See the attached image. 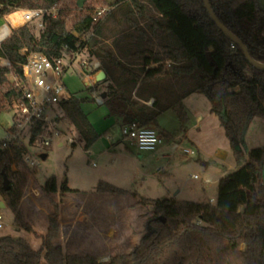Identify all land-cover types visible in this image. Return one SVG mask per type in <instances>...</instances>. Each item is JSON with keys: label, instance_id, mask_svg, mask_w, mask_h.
I'll return each instance as SVG.
<instances>
[{"label": "trees", "instance_id": "16d2710c", "mask_svg": "<svg viewBox=\"0 0 264 264\" xmlns=\"http://www.w3.org/2000/svg\"><path fill=\"white\" fill-rule=\"evenodd\" d=\"M70 2L0 0V19L12 13L9 17L16 26L21 23L16 10L59 8L56 18H44L41 29L35 22L11 27L1 42L0 55L10 67L0 65V112L22 100L21 68L27 56L36 52L61 56L65 45L75 48L78 38L72 32L76 31L86 36V54L100 62L106 75L87 89L104 87L103 102L120 126L154 125L163 139L170 140L175 133L160 127L159 115L172 110L183 131L187 115L182 100L200 93L217 116L235 160L240 162L243 151L247 158L218 180L214 203L141 197L142 204L151 205L143 235L130 250L109 255L106 261L88 253H64L55 242L59 205L52 195L64 196L70 189L66 179L58 186L52 175L41 186L53 210L40 246L34 249L23 237L1 235L0 264H264V144L247 148L245 143L253 118L264 119V69L248 63L239 46L212 21L202 0H115L111 4L101 0L109 9L96 23L93 6L72 7ZM209 3L250 56L264 63V8L258 0ZM86 99L72 94L57 105L62 113L59 119L73 127L85 149L99 136L81 109ZM39 130V125L32 127L27 143L0 144V197L13 222L31 232L19 204L34 170L24 156ZM97 190L122 192L105 181H99Z\"/></svg>", "mask_w": 264, "mask_h": 264}, {"label": "rangeland", "instance_id": "374dc122", "mask_svg": "<svg viewBox=\"0 0 264 264\" xmlns=\"http://www.w3.org/2000/svg\"><path fill=\"white\" fill-rule=\"evenodd\" d=\"M100 1L86 0L85 3L95 9L104 6ZM114 1L105 0L107 4ZM69 6L75 7L76 0H71ZM105 7L109 9L108 6ZM4 21L10 24L5 18ZM67 61L68 57L65 56L64 63ZM62 82L76 97L87 98L80 106L99 136L85 149L73 127L67 121L59 119L62 114L60 108L54 107L52 111L46 113L47 118L54 114L58 115L57 128L62 133L47 146L42 144L45 133L38 135L31 144L27 145L30 159L34 162V170L29 174L19 206L33 232L16 225L12 213L4 206L0 207L4 222L3 227L0 228V236L8 234L13 237H23L34 249L40 246V235L45 233L48 215L53 210L41 186L53 175L58 186L66 179L70 189L64 196H60L58 192L52 195V199L59 205V235L55 242L60 244L64 253H88L96 256L99 261H106L109 255L130 250L143 235V221L149 215L151 205L142 204L141 197L164 198L167 196L165 187L172 186L174 181L179 185L184 182L187 186H199L203 172L213 175L222 169V166L214 165L209 154L215 144L226 141L224 130L217 116L210 113L208 119L210 129L205 133L191 131L189 135L193 141L197 138L201 153H198L188 139L176 138L173 141L163 139V145L170 143L168 145L170 147L172 142H177L179 148L174 151L173 158H161L156 151L162 145H159L155 151H139L123 140L121 126L114 116L109 115L107 105L103 101L102 103L96 101V97L104 92V87L99 84L93 92L87 89L98 81L87 79L85 84V78L79 67L71 65L64 72ZM194 100L196 101L193 103ZM185 105L187 121H191L195 112H206L210 104L203 94L198 93L188 98ZM13 115V110L0 112V141L6 136L5 129L12 125ZM158 122L169 130L179 127V121L171 110L163 112L158 117ZM149 127L155 129L154 125ZM69 137L75 142L74 146L67 140ZM57 140L62 141L63 144L58 145ZM24 141L27 143L26 137ZM110 141L114 143L112 146L109 145ZM245 143L247 148L264 144L263 118H253L246 132ZM191 150L193 153H190ZM41 153L46 154L44 159ZM245 155L246 152L243 151L238 164L243 163ZM156 157L160 158L159 162L156 161ZM112 158L115 159L113 163H111ZM202 160L207 161L206 164H203ZM165 162L169 163V169L165 168V170L172 171L175 177L167 175L166 172H159L158 168L166 164ZM234 164L235 162L233 166ZM206 165L209 166L206 168ZM234 168L227 172L233 171ZM192 174H196L198 178H193ZM99 181L112 184L122 192H100L97 190ZM216 187L217 182L212 188H205V195L208 198L213 196ZM193 198L195 197H190L189 200H196Z\"/></svg>", "mask_w": 264, "mask_h": 264}, {"label": "built area", "instance_id": "2783aa9c", "mask_svg": "<svg viewBox=\"0 0 264 264\" xmlns=\"http://www.w3.org/2000/svg\"><path fill=\"white\" fill-rule=\"evenodd\" d=\"M58 9V7L46 9L32 8L16 10L14 12L19 11L21 13V23L19 25L35 22L37 29H41L44 18H56L58 16ZM106 10L105 6L95 8L92 22L96 23ZM10 14L4 17L10 21V24L5 22L4 18L0 19V44L10 34L11 27L19 26L13 24L9 17ZM72 33L78 38L75 48L65 45L62 55L59 57H49L41 52L31 53L22 64L21 77L25 86L21 97L22 100L14 102L9 106V110L14 111V121L10 127L5 129L6 136L0 143L2 147L16 143H25V137L26 140L29 139L32 127L36 125H39L40 128L38 135L45 133V136L42 138L44 146L49 145L51 140L57 139L60 136L62 132L57 128L58 121H56L58 115L54 114L47 118L46 113L57 107L61 100L68 99L72 95L62 82V76L69 66L77 65L86 80H95L96 74L100 71V62L93 56L86 54L84 46L86 36L82 37L76 31ZM91 33L92 30L89 31V34ZM65 56L68 57L67 63H64ZM0 65L10 67V62L4 57H0ZM12 81L15 85H18L14 77H12ZM96 101L97 103H102V97L97 96ZM120 128L123 140L129 142L130 145L139 151H154L163 142L161 135L151 127H137L132 123L123 125ZM67 140L70 143L74 142L70 137ZM57 142L63 143L60 140H57ZM190 153H193V151L191 150ZM24 160L30 167L34 166L28 149ZM192 177L197 178V175H192ZM208 182L205 179V183ZM3 225V217L0 214V228Z\"/></svg>", "mask_w": 264, "mask_h": 264}, {"label": "crops", "instance_id": "0c3cea01", "mask_svg": "<svg viewBox=\"0 0 264 264\" xmlns=\"http://www.w3.org/2000/svg\"><path fill=\"white\" fill-rule=\"evenodd\" d=\"M86 81L87 80L85 79V84H86ZM196 94H198V93H193V94H190V95L186 96L182 100L183 107L186 106L185 102L188 100V98H190L191 96H194ZM195 101L196 100H194L193 103ZM151 102H152V99H150V101L148 103H151ZM210 113H211L210 105L207 108L206 112H200V111L195 112L194 118L191 121H187V124L189 122V125L185 124L184 130L181 131V132H180V122H179V127L178 128H174L172 130L164 128L159 122H158V124L160 125V127L166 129L167 131L175 133V136L172 139H170L171 141L175 140L176 138H182L181 140L188 139L189 142L196 147L198 153L199 152L201 153V150H200L201 147H200V145H198L199 143L197 144V138H194V140L196 141V143H195V141H193V140H191L189 138V135H190L191 131H197L198 133H202V132L205 133L208 129H210V127H209L210 126V123H209L210 121H208ZM224 136H225V134H224ZM225 139H226V137H225ZM163 143H164V140H163V142L161 144L162 146L156 151V153L158 155H160L161 158H165V159L166 158L167 159L173 158L174 157V151L179 148V143H177V142L173 143L172 142V145H170V147H168V145L170 143L166 144V145H163ZM62 144L60 142L58 143V145H62ZM113 144L114 143L112 141L109 142L110 146H112ZM211 151L212 152L209 154V158L213 161L214 165L222 166V169L221 170L219 169L220 171L213 173V175H212V173L210 174V173H207V172H203L202 181H201L199 186H187L184 182L179 185L178 182L174 181L172 186L170 185V186L165 187L166 193H167L166 197H168V198L171 197V198H175V199H183V200H189L190 197H195L193 199H196V200H193V201H210L211 203L215 202V199H216V196H217V187L214 188L213 196H211L210 198H208L205 195V193H204L205 192V188H212L213 185L216 182H218V180L222 176H224L225 174L229 173V172H227L229 169H231L232 167H235L234 169H236V168H238V166L240 164H238L239 162H237L235 160V158L233 157V155L231 153V150H230V148L228 146L227 139L224 142L215 144L211 148ZM113 154H115V153H113ZM246 155H245L243 160H245L247 158ZM153 156H155V155H153ZM159 160H160V158L156 157V161L159 162ZM113 162H115L114 158L111 159V163H113ZM201 162L203 164H206L207 161L202 160ZM234 162H235V164L233 166ZM165 163L166 164H162V166L158 168L159 172H166L167 175L174 176L172 171H170V170L166 171L165 170V168L169 169V163H167V162H165ZM208 166L209 165H206L205 167L207 168ZM192 175H196V174H192ZM205 179H207L209 182L205 183ZM175 189H177V190L175 191Z\"/></svg>", "mask_w": 264, "mask_h": 264}, {"label": "water", "instance_id": "95a60500", "mask_svg": "<svg viewBox=\"0 0 264 264\" xmlns=\"http://www.w3.org/2000/svg\"><path fill=\"white\" fill-rule=\"evenodd\" d=\"M86 0H76V6L77 7H83L84 3ZM205 9L207 10L210 18L212 19V21L215 23V25L218 27V29L225 35L227 36L231 41H233L234 43H236L239 48L242 50L246 60L248 61V63L257 68V69H264V63L255 60L254 58H252L248 52V49L246 47V45L234 34L232 33L228 28H226L217 18V16L215 15L214 11L211 8V5L209 3V0H202ZM258 5L259 7L264 8V0H258ZM105 73L103 70H100L96 76H95V80L96 81H102L105 78ZM101 97L104 98L105 97V92L101 93ZM41 157L44 159L46 157V154H41ZM3 189L6 190L8 189L7 186V180L4 177L3 179ZM4 203L2 200H0V207H4Z\"/></svg>", "mask_w": 264, "mask_h": 264}, {"label": "bare ground", "instance_id": "6f19581e", "mask_svg": "<svg viewBox=\"0 0 264 264\" xmlns=\"http://www.w3.org/2000/svg\"><path fill=\"white\" fill-rule=\"evenodd\" d=\"M19 12V11H18ZM19 18H21V13H20V15H19Z\"/></svg>", "mask_w": 264, "mask_h": 264}]
</instances>
